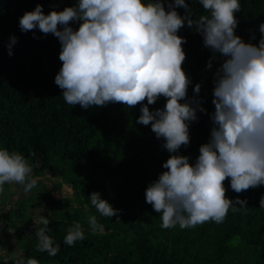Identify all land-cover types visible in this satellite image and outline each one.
Instances as JSON below:
<instances>
[{
    "label": "trees",
    "instance_id": "trees-1",
    "mask_svg": "<svg viewBox=\"0 0 264 264\" xmlns=\"http://www.w3.org/2000/svg\"><path fill=\"white\" fill-rule=\"evenodd\" d=\"M186 2L194 19L207 15L199 0ZM38 3L48 14L74 6L77 0H0V149L18 152L30 165L40 163L51 177L70 183L74 195L54 196L45 190L32 195L51 215L46 235L54 247L59 245V252L50 256L37 250L36 233L44 226H32L29 221L31 230L19 228L14 236L25 264L29 258L39 264H264V207L260 206L264 185L238 194L226 179V196L246 200L247 205H234L239 210L230 208L219 224L209 221L193 228L161 227V214L146 203L145 190L165 171L162 165L170 153L162 147L163 139L156 138L151 125L136 122L141 114L139 104L129 108L109 103L82 109L64 100L62 89L55 84L62 67L58 38L45 36L38 29L22 32L19 27V18ZM239 3L236 34L245 42L258 44L264 0ZM177 11L184 15L183 8ZM70 26L76 29L79 25L72 22ZM178 35L186 39L182 68L191 80L187 96L194 98L193 89L201 84L196 98L202 99L206 109L197 113V121L190 122V143L179 150L194 163L200 145L210 138L214 75L224 58L204 46L195 27L185 23ZM11 36L17 37V43L9 56ZM210 59L212 67L208 68ZM165 103L160 97L149 109L163 108ZM61 186L58 183L53 188ZM93 191L120 210L119 219L97 211L89 197ZM91 216L106 230L93 232ZM77 223L84 239L67 245V230Z\"/></svg>",
    "mask_w": 264,
    "mask_h": 264
},
{
    "label": "clouds",
    "instance_id": "clouds-1",
    "mask_svg": "<svg viewBox=\"0 0 264 264\" xmlns=\"http://www.w3.org/2000/svg\"><path fill=\"white\" fill-rule=\"evenodd\" d=\"M199 2L207 15L198 19L186 0H77L74 6L48 14L38 3L19 18L22 32L38 29L58 38L62 67L55 84L69 105L82 109L109 103L141 105L136 122L151 125L170 153L162 165L165 171L145 190L146 203L161 214L165 229L193 228L209 221L219 224L230 208L239 210L234 205H247L246 200L226 196V179L238 194L264 185V23L259 25L258 44L245 42L235 31L239 0ZM177 8H183L184 15ZM72 22L78 28L70 26ZM185 23L196 28L206 48L224 58L214 75L210 138L200 145L194 163L179 150L190 143V122L206 109L196 98L201 84L195 85L194 98L187 96L191 80L182 68L186 39L178 35ZM16 43L17 37L11 36L9 56ZM207 67H212L211 59ZM160 97L166 99L164 107L150 110L149 105ZM31 173L23 155L0 149V192L6 183H18L29 192L39 179ZM89 197L102 216L119 219L120 210L102 199L101 193L93 191ZM260 206L264 207V196ZM35 222L44 226L36 233L37 250L55 256L59 245L54 247L46 235L50 220L41 216ZM89 223L93 232H103L95 216L89 217ZM83 239L77 223L67 230L64 243L71 246ZM26 264L39 261L29 258Z\"/></svg>",
    "mask_w": 264,
    "mask_h": 264
},
{
    "label": "rangeland",
    "instance_id": "rangeland-1",
    "mask_svg": "<svg viewBox=\"0 0 264 264\" xmlns=\"http://www.w3.org/2000/svg\"><path fill=\"white\" fill-rule=\"evenodd\" d=\"M32 177L39 178L37 186L29 192L24 191V186L18 183H6L0 192V264H12L15 259L23 260L21 248L15 239V234L21 228L31 230V224L43 216L51 218L49 212L36 204L33 194L38 191H50L54 196H73L74 192L70 183L61 177H51V174L43 170L40 163L31 165ZM62 183L59 189H54V184ZM31 222L28 223V222ZM106 229H103V231Z\"/></svg>",
    "mask_w": 264,
    "mask_h": 264
}]
</instances>
